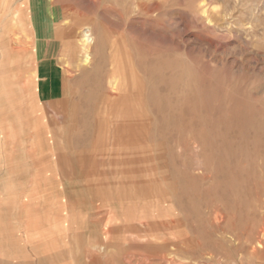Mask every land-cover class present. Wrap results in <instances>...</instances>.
I'll use <instances>...</instances> for the list:
<instances>
[{"label": "rangeland", "instance_id": "rangeland-1", "mask_svg": "<svg viewBox=\"0 0 264 264\" xmlns=\"http://www.w3.org/2000/svg\"><path fill=\"white\" fill-rule=\"evenodd\" d=\"M0 264H264V0H0Z\"/></svg>", "mask_w": 264, "mask_h": 264}, {"label": "bare ground", "instance_id": "bare-ground-1", "mask_svg": "<svg viewBox=\"0 0 264 264\" xmlns=\"http://www.w3.org/2000/svg\"><path fill=\"white\" fill-rule=\"evenodd\" d=\"M16 16V14H15ZM91 41V34L89 33V31H82V35H81V39L79 40V42L81 43L82 47H84V49L87 47V45L90 43ZM82 63L83 64H87L88 63V54L85 53L84 56H82L81 58Z\"/></svg>", "mask_w": 264, "mask_h": 264}]
</instances>
